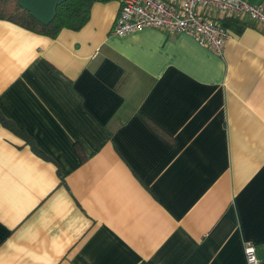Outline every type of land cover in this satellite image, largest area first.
I'll list each match as a JSON object with an SVG mask.
<instances>
[{
  "label": "crops",
  "instance_id": "crops-1",
  "mask_svg": "<svg viewBox=\"0 0 264 264\" xmlns=\"http://www.w3.org/2000/svg\"><path fill=\"white\" fill-rule=\"evenodd\" d=\"M62 1L20 3L46 23ZM120 8L56 37L0 19V112L22 133L0 121V264H248L246 241L264 264V34L226 19L220 56L114 34Z\"/></svg>",
  "mask_w": 264,
  "mask_h": 264
},
{
  "label": "built area",
  "instance_id": "built-area-1",
  "mask_svg": "<svg viewBox=\"0 0 264 264\" xmlns=\"http://www.w3.org/2000/svg\"><path fill=\"white\" fill-rule=\"evenodd\" d=\"M121 8L113 33L123 36L142 28L187 33L202 46L223 56L230 34L226 19L252 21L264 34V5L248 0H120ZM248 264H258L257 247L246 241Z\"/></svg>",
  "mask_w": 264,
  "mask_h": 264
},
{
  "label": "trees",
  "instance_id": "trees-1",
  "mask_svg": "<svg viewBox=\"0 0 264 264\" xmlns=\"http://www.w3.org/2000/svg\"><path fill=\"white\" fill-rule=\"evenodd\" d=\"M96 1L107 0H64L58 4L53 19L44 23L24 8L20 0H0V19L14 22L39 34L56 37L64 29L80 30L88 22L92 5ZM0 121L7 128L22 134L1 112ZM33 149L36 150L35 147ZM77 150L82 154L79 146Z\"/></svg>",
  "mask_w": 264,
  "mask_h": 264
}]
</instances>
